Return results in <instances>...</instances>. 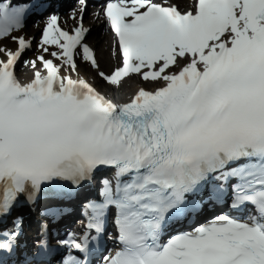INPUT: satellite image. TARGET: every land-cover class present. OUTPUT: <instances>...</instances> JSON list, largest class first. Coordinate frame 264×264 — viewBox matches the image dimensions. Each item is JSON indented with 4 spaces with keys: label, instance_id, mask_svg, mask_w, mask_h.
Listing matches in <instances>:
<instances>
[{
    "label": "snow or ice",
    "instance_id": "obj_1",
    "mask_svg": "<svg viewBox=\"0 0 264 264\" xmlns=\"http://www.w3.org/2000/svg\"><path fill=\"white\" fill-rule=\"evenodd\" d=\"M78 3L73 34L49 17L38 48L50 58L25 62L34 71L22 84L15 66L31 41L12 34L37 5L0 0V41L18 44L0 47V264H264V0H191L186 11L107 0L122 67L97 74L117 87L133 74L157 84L121 104L80 75L81 52L99 65ZM105 169L111 178L80 204L81 231L53 247L50 225ZM45 199L54 203L39 211L28 250L19 210ZM224 202L247 215L165 239L205 203Z\"/></svg>",
    "mask_w": 264,
    "mask_h": 264
},
{
    "label": "bare ground",
    "instance_id": "obj_2",
    "mask_svg": "<svg viewBox=\"0 0 264 264\" xmlns=\"http://www.w3.org/2000/svg\"><path fill=\"white\" fill-rule=\"evenodd\" d=\"M172 3H180L182 5H190L191 0H187V3L185 2V0H171ZM71 6V10L64 16V18L66 19L67 16H69V24L70 25H74V24H79L80 22V16H81V11H80V4L77 2L75 4H71L68 7ZM66 7V8H68ZM65 9V8H64ZM96 14H99V18H97ZM75 17V18H73ZM63 18V19H64ZM95 20H100L101 25L103 27L106 26V21L105 18L102 16L100 11H96L94 13H91V11L89 10H85L83 13V25L86 26L88 28V31L90 33L91 29V25L95 23ZM36 27H32L30 29H35ZM108 28V27H107ZM29 29V30H30ZM74 29V28H73ZM37 30V28H36ZM32 31L29 32V36L30 37H34L33 33H31ZM36 33V32H35ZM109 36L106 35H98L95 38L91 39V45L93 47V49L96 50V59L99 65V69H108L114 65H116L117 63H122L121 57L119 55V51H118V47L116 44V40L114 38V36L109 32ZM37 37V36H36ZM13 43L12 41L1 45V47H5V48H10L12 47ZM55 63L59 64L58 61H54ZM63 70V69H62ZM78 70L80 72V75L85 77L86 79H88V81L96 83V84H100V76L97 74V72L94 75V71L98 70V69H93L90 66V71L88 73V71L86 70H81V68L78 65ZM93 70V73H92ZM64 73V75L69 74L66 70L62 71ZM23 74H26V71L23 72ZM97 74V75H96ZM73 78L76 77L74 73H72ZM157 84L152 83V82H144L142 81V79L140 78V76L133 74L130 78L125 79L124 81H122V85L120 87H117L115 85H110V84H106V86H101L100 89L105 92L106 94H108V96H110L111 98H113L115 101L118 102H126L128 100L131 99V97L133 95L136 94V92L143 87L144 89H149L152 87H156ZM123 91L124 94L120 95ZM19 214H21L24 217V230H23V234L21 236V243L23 242V239H25V235L28 232V225H30L29 222H32L35 220V212H33L32 210H20ZM68 220V218H67ZM23 238V239H22Z\"/></svg>",
    "mask_w": 264,
    "mask_h": 264
},
{
    "label": "rangeland",
    "instance_id": "obj_3",
    "mask_svg": "<svg viewBox=\"0 0 264 264\" xmlns=\"http://www.w3.org/2000/svg\"><path fill=\"white\" fill-rule=\"evenodd\" d=\"M157 1H160V0H156V2ZM172 3V2H171ZM177 4H179V6H180V9L182 10V11H186L187 9H188V5H182V4H180V3H177ZM70 10V8H67V9H65L63 12H68ZM86 10H90V11H92L93 13L96 11V8H90V7H86ZM63 14H65V13H62V14H60V16H62ZM50 16V15H49ZM49 16L47 17V19L43 22V23H41L39 26H37V27H39V28H37V30H36V28L35 29H30L29 27L28 28H25L24 30H22L20 33H18V34H16L15 36H17V37H21V36H26V37H29V32L30 31H32L31 33H33V35L35 36L34 38V47L32 48V49H34L35 50V48L36 47H38V45H39V42L41 41V38H42V31H43V29H44V24L48 21V19H49ZM69 16H67L66 17V19L64 18V20H62V24L64 25V23H69V18H68ZM93 23H95V25L94 24H92L91 25V29H92V31H91V33H89V35H88V38H87V42H89V43H91V39L92 38H95L96 36H98V35H106V36H109L110 34H109V31H108V29H107V27L105 26V27H103L102 25H101V22H100V20H95V22H93ZM30 29V30H29ZM36 32V33H35ZM27 35H26V34ZM37 36V37H36ZM40 36V37H39ZM6 42H8V41H6ZM6 42H3V43H0V46L1 45H3V44H6ZM15 45H16V43H14ZM13 44V45H14ZM9 49V48H8ZM10 50V49H9ZM45 58L46 59H48V58H50V57H48L47 55L45 56ZM33 59L34 60H37V58L35 59V57H34V55L32 54L31 56H29V57H26L25 58V60H23V63H21V65L22 66H26V68H25V70L27 71V75H29V78L31 77V74H33V69L31 68V67H29V66H31V64L29 63V64H26L25 62H26V60L28 61V62H30V61H33ZM39 62V61H38ZM120 65V63H117L116 65H114V66H112V67H110V68H108V69H98L97 71L95 70L94 71V75H95V73L97 72H103L105 75H110V73H111V71H112V69L113 68H115V67H117V66H119ZM42 67V66H41ZM79 67L81 68V70H86V71H88V73H89V71H90V66H89V64L87 63V62H82V61H80L79 62ZM39 70L41 69V68H38ZM92 73H93V70H92ZM97 75V74H96ZM106 86V83H105V80H103L102 78H101V81H100V84H99V86L101 87V86ZM122 93L120 94V95H122V94H124V92L123 91H121Z\"/></svg>",
    "mask_w": 264,
    "mask_h": 264
}]
</instances>
